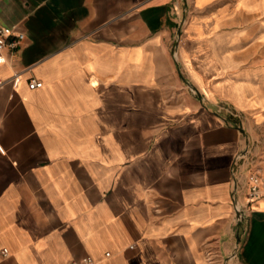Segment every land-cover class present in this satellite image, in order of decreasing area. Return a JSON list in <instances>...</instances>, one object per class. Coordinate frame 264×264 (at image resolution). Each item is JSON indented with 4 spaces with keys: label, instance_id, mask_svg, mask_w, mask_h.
<instances>
[{
    "label": "crops",
    "instance_id": "obj_1",
    "mask_svg": "<svg viewBox=\"0 0 264 264\" xmlns=\"http://www.w3.org/2000/svg\"><path fill=\"white\" fill-rule=\"evenodd\" d=\"M0 26L25 35L0 61V264H264L239 159L264 0H0Z\"/></svg>",
    "mask_w": 264,
    "mask_h": 264
},
{
    "label": "built area",
    "instance_id": "obj_2",
    "mask_svg": "<svg viewBox=\"0 0 264 264\" xmlns=\"http://www.w3.org/2000/svg\"><path fill=\"white\" fill-rule=\"evenodd\" d=\"M24 33L14 29L10 26H0V61L3 60L2 52L5 48H9L11 51L16 50L21 45L22 41L24 40ZM42 85L40 81L32 79L29 82V88L34 89L38 88ZM226 110L230 111L228 108ZM246 152H242L239 156V159L242 160ZM237 180L234 185V191H237ZM261 194V181L259 176L256 173L251 175V181L247 193V204L255 199H257ZM246 204V205H247ZM235 211H236V220L239 221L245 217L246 213V206L235 204ZM6 252V249H3ZM239 250V245L237 244L233 255H235ZM109 253H106L108 255ZM70 264H99L98 261L92 259L91 257H82L79 261L72 260Z\"/></svg>",
    "mask_w": 264,
    "mask_h": 264
},
{
    "label": "rangeland",
    "instance_id": "obj_3",
    "mask_svg": "<svg viewBox=\"0 0 264 264\" xmlns=\"http://www.w3.org/2000/svg\"><path fill=\"white\" fill-rule=\"evenodd\" d=\"M178 70L182 71V75L185 76L183 67L178 66ZM181 87L180 90L184 91L186 94H192L197 93L196 89L193 87H190V84L187 82L180 83ZM256 137L254 139H251L247 147L245 148L244 152H246V155L244 156V162L247 165V167L251 170L257 173V175L260 178L261 181V194L264 188V182L261 179L262 174L264 173V124H261L256 129Z\"/></svg>",
    "mask_w": 264,
    "mask_h": 264
}]
</instances>
